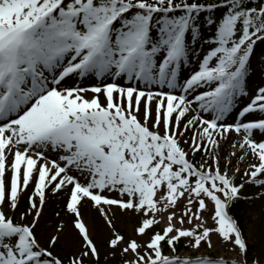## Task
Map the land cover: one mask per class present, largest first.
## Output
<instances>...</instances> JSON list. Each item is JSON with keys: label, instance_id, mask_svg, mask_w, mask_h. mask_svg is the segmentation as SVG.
<instances>
[{"label": "snow or ice", "instance_id": "obj_1", "mask_svg": "<svg viewBox=\"0 0 264 264\" xmlns=\"http://www.w3.org/2000/svg\"><path fill=\"white\" fill-rule=\"evenodd\" d=\"M0 264H264V0H0Z\"/></svg>", "mask_w": 264, "mask_h": 264}, {"label": "rangeland", "instance_id": "obj_2", "mask_svg": "<svg viewBox=\"0 0 264 264\" xmlns=\"http://www.w3.org/2000/svg\"><path fill=\"white\" fill-rule=\"evenodd\" d=\"M53 202H55V201H53ZM55 203H56V206H54L52 204L50 205V209H49L50 211H51V207H58V202H55Z\"/></svg>", "mask_w": 264, "mask_h": 264}, {"label": "bare ground", "instance_id": "obj_3", "mask_svg": "<svg viewBox=\"0 0 264 264\" xmlns=\"http://www.w3.org/2000/svg\"><path fill=\"white\" fill-rule=\"evenodd\" d=\"M52 205L56 206V203L55 202H51Z\"/></svg>", "mask_w": 264, "mask_h": 264}]
</instances>
